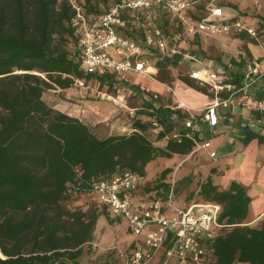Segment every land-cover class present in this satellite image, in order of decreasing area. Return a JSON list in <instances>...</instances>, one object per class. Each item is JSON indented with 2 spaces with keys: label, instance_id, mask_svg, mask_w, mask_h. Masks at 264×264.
I'll list each match as a JSON object with an SVG mask.
<instances>
[{
  "label": "trees",
  "instance_id": "trees-1",
  "mask_svg": "<svg viewBox=\"0 0 264 264\" xmlns=\"http://www.w3.org/2000/svg\"><path fill=\"white\" fill-rule=\"evenodd\" d=\"M101 2L82 3L89 14L101 12ZM75 16L69 0H0V264H79L81 247L92 241L101 212L96 206L70 208L68 199L94 195L93 183L99 177L125 170L146 174L147 164L157 157L193 149L190 139L170 138L160 145L147 134L154 114L164 126L157 136L171 131L189 115L181 107L162 102L156 111L137 108L147 119H134L130 129L99 136L79 116L44 98L48 88L69 87L78 77L128 84L113 73L90 74L81 67ZM162 20L169 33H179L180 43L185 37L182 22L176 21L175 32L168 28L172 18L163 15ZM180 62L181 54L158 57L157 78L171 83V68ZM181 78L208 91L188 75ZM228 81L238 83L241 77ZM130 89L134 95L143 94L138 84ZM240 131L245 141L253 136L264 141L262 130L243 125ZM169 170H162L152 188L168 190ZM198 187L189 197L199 193L222 205L219 220L224 225L211 243L213 263L264 264V219L258 225L246 223L251 195L245 185L234 179L222 188L209 174Z\"/></svg>",
  "mask_w": 264,
  "mask_h": 264
},
{
  "label": "built area",
  "instance_id": "built-area-1",
  "mask_svg": "<svg viewBox=\"0 0 264 264\" xmlns=\"http://www.w3.org/2000/svg\"><path fill=\"white\" fill-rule=\"evenodd\" d=\"M76 10L73 23L79 36L78 57L81 67L90 74L113 73L120 81L138 84L144 105L131 107L150 111L162 103L161 94L142 83L131 81L128 73H138L157 78L158 57L181 54L182 58L200 65L190 70V76L200 84H210L216 96L201 108L200 112H189L163 138H173L178 142L185 139L193 141L191 153L202 149L210 150V156H216L212 137L204 136L202 126L207 125L212 135H216L220 124L228 131L239 133L241 126L264 130V98L250 93V88L264 76V57L247 65L240 82L228 81L227 76L208 66L201 55L183 50L176 43L177 34L169 33L162 24L163 15L182 22L187 34L203 32L205 34L246 33L264 43L262 31L242 17L226 15L224 7L210 0L208 13L194 17V10L200 0H109L101 4L102 11L87 14L84 0H69ZM114 48V52L110 48ZM119 82V81H118ZM75 83L87 86L85 78L78 77ZM131 90V89H130ZM227 90V95L221 91ZM242 92L247 99L250 112L240 122L229 125L221 122V116L227 113L234 102L235 94ZM220 93V94H219ZM153 127L164 130V126L154 114ZM146 174L125 170L111 177L102 176L94 180L93 194L98 204L106 206L111 215L124 218L129 230L142 235L144 243L132 248L118 247L122 264H151L158 256H163L161 264H168L176 257L180 264L187 262L202 263L214 259L212 240L224 223L219 214L222 205L219 202L200 200L189 204H180L176 199L177 178L169 179L165 195L153 193L136 200L134 193L149 183ZM152 193V192H151Z\"/></svg>",
  "mask_w": 264,
  "mask_h": 264
},
{
  "label": "crops",
  "instance_id": "crops-1",
  "mask_svg": "<svg viewBox=\"0 0 264 264\" xmlns=\"http://www.w3.org/2000/svg\"><path fill=\"white\" fill-rule=\"evenodd\" d=\"M209 1L210 0H206V2H204V12L202 14L196 13L194 10L191 11V14L196 18L206 15L208 13L207 6ZM214 2L224 7L226 15L242 17L246 21L260 28L264 38V0H217ZM182 32L185 34V37L181 39V45H183L188 51L201 55L208 66L218 70L222 74L225 73L224 75L227 76L228 80L229 78L233 79L235 76L241 77L242 80L247 65L256 59L264 57V43L259 42L246 33L230 32L210 35L203 32L187 34L185 30H182ZM175 34L179 36V33ZM180 43L178 41V44ZM186 64L188 65L189 76L191 68L200 65L199 62H191L188 60L186 61ZM127 75L131 81L142 83L153 90L159 91L165 100L169 95H172V102L174 104L177 103V106L172 102H165V104L173 107H181L183 110L193 113L200 112L201 108L216 96V92L207 88L206 85L204 86L208 89L207 92L189 85L180 77L169 83L158 78L154 79L138 73L129 72ZM133 75L136 77H138L137 75L147 76L150 78V81L143 82L139 78L133 77ZM263 92L264 79L262 77L252 85L250 93L259 97ZM228 93L227 90L221 91L222 95H227ZM261 98H264V96ZM105 109L106 107L103 103L98 104V117L104 115ZM249 112L250 108L247 104V99L242 92H237L235 94L234 102L228 107L227 113L222 114L221 122L233 125L244 119ZM68 113L80 117L79 114L72 112ZM80 118L82 119V117ZM100 119L104 121L105 118L102 117ZM126 129L127 126L119 124L118 121H114L110 131L106 135ZM202 129L204 131V136L213 138L214 148L217 150V154L216 156H210V150H200L195 154L194 160L187 162V165L185 164L186 166L182 165L181 176L185 175L184 170L193 167H200L203 172L207 173V175L211 174L214 177L215 182L222 188L228 187L230 182L234 179L240 181L245 185L251 195L249 212L245 221L252 225H258V223L264 219V141L260 140L258 136L250 137L245 141L243 140V132L239 131V133H237L235 131H228L223 127V124H220V129L216 135H212L207 125L202 126ZM262 131L264 132V130ZM153 141L155 143L157 142L156 140ZM157 158L154 159L156 162ZM154 160L147 164L146 175L148 177L151 169L149 164ZM150 194L151 191L145 193L141 188L140 190L135 191L134 198L139 200ZM194 201L197 200H193L192 202ZM98 206L102 205L98 204ZM123 220L127 225L126 220L124 218ZM127 230H129L128 225ZM126 237L130 239V248L138 243H144L142 235H135L130 230ZM162 260L163 256H158L151 264H161ZM239 263L249 264L246 262ZM168 264L180 263L176 257H173ZM182 264L214 263L212 260L202 263L187 262Z\"/></svg>",
  "mask_w": 264,
  "mask_h": 264
},
{
  "label": "rangeland",
  "instance_id": "rangeland-1",
  "mask_svg": "<svg viewBox=\"0 0 264 264\" xmlns=\"http://www.w3.org/2000/svg\"><path fill=\"white\" fill-rule=\"evenodd\" d=\"M101 1V4H106L108 2ZM200 2L196 5L194 11L202 14L204 12L203 6L206 0H200ZM172 21H169L168 28L177 32L176 20L172 19ZM110 50L114 52L113 47H111ZM181 59L182 61L178 66L171 68L173 80L178 77L181 78L182 75L189 76L188 65L186 64L187 59ZM16 71L20 72L23 70L18 69ZM137 76L138 77L133 75V77L139 78L143 82L150 81V78L147 76ZM87 82V86H80L74 83L69 87L56 86L54 88H48L44 92V98L50 104L61 110L79 114L99 136H105L110 131L114 121H118L119 124L127 126V129H129L134 119H147L144 110L131 108L133 107L131 104H137L140 106L141 100L139 96L131 93V90L127 88V85L117 81L112 85L100 84L93 79H88ZM206 87L211 89L210 84H206ZM161 101L164 103L172 102V95H169L166 100L162 97ZM101 103L106 107L104 115H101L105 118L104 121L100 119L102 117H98V104ZM176 104L177 103L174 105L177 106ZM147 134L153 140H156L157 144L165 145L167 143V139L163 137L159 138L157 136V134H159V129L153 127L151 123L147 129ZM197 152L191 153L190 151L186 154L174 153L172 156H162L157 158V162L155 160L151 162L149 164L151 169L148 174L150 181L146 186H143V192L148 193L151 191V195H153V193L165 195V192L162 191L155 192L157 189L152 188V185L159 179L162 170L166 167H170L171 170L167 172L166 178L168 180L172 175L176 176V200L180 204H189L193 200H205L202 199V196L199 193L190 197L189 194L192 191L196 192L199 189L198 184L201 180L207 177V173L203 172L200 167H193L184 170L185 175L181 176L182 165L186 166L187 162L194 160ZM189 178H191V180H188ZM74 196L76 197H71L66 202L68 207L88 209L90 206H96L101 212L99 219L97 220L92 241L85 242L81 247V253L78 257L79 264H122V258L119 254L118 247L123 249L130 248V239L126 237L128 236L129 230H127V225L123 218L118 216L113 217L106 206H98V201L95 199L94 195L74 194ZM21 215L22 213L18 214V216ZM236 264L242 263L238 262Z\"/></svg>",
  "mask_w": 264,
  "mask_h": 264
}]
</instances>
